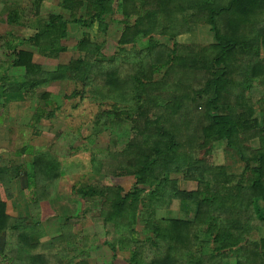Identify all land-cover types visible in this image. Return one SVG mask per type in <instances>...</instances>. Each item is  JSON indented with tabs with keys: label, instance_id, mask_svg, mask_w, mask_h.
<instances>
[{
	"label": "trees",
	"instance_id": "obj_1",
	"mask_svg": "<svg viewBox=\"0 0 264 264\" xmlns=\"http://www.w3.org/2000/svg\"><path fill=\"white\" fill-rule=\"evenodd\" d=\"M43 1L29 0L37 10L34 35L7 44L9 66L22 68L24 75L9 84L0 76V102L24 101L42 86L68 82L74 86L68 99L101 97L99 105L112 106L108 114L130 124V141L101 158L115 163L109 175L133 177L132 189L86 185L75 190L89 204L85 214L99 201L92 219L102 226L112 258L128 253L124 264H223L229 258L235 264H264V235L247 241L253 230L264 229V210L258 206L264 203V95H259L264 93V0H58L68 18L51 13L42 19ZM9 8L2 10L7 23L18 25L23 10ZM114 21L122 32L111 59L104 58L102 44L80 39L74 62L44 71L32 61V52L19 49L29 44L41 56L57 59L64 48L55 42L67 38L69 23L85 29L96 24L106 34ZM198 24L209 27L214 44L197 53L174 41ZM155 36L172 40V47ZM196 75L203 78L200 85ZM40 98L46 104L50 95ZM198 110L206 124L194 127L197 121H189ZM45 115L40 110L37 123ZM183 131L186 135L177 136ZM219 140L243 162L239 175L194 155ZM33 158L29 172L0 159V264H87L89 255L74 254L81 235L70 219L48 244L38 241L45 235L37 219L41 203L54 198L64 173L44 152ZM101 158L93 155L91 163L111 168ZM22 174L26 181L20 184L31 192V216L15 218L6 204L12 182ZM180 182H194L196 189L180 188ZM174 203L189 205L191 218L173 215Z\"/></svg>",
	"mask_w": 264,
	"mask_h": 264
},
{
	"label": "rangeland",
	"instance_id": "obj_2",
	"mask_svg": "<svg viewBox=\"0 0 264 264\" xmlns=\"http://www.w3.org/2000/svg\"><path fill=\"white\" fill-rule=\"evenodd\" d=\"M118 1L115 0V2ZM58 2L57 0H44L42 5L38 7L39 17L47 18L51 13L61 11L66 17L65 13L67 12L58 8ZM30 5L29 0H0V76L2 75L7 78L6 84H9L14 78L17 79V77L24 75L22 68L9 66L11 57H8L6 47L8 42L14 44L22 37L28 39L34 35V28L33 26H28V21H34L35 17L33 13L37 10L34 7L30 8ZM5 7L8 9H11L9 7H16L19 10H23L24 16L19 19L18 25H9L7 23L6 12H2ZM121 32L122 26L117 21L109 25L106 34L96 31V27L91 30L90 34L87 29L85 30L78 25L69 27L67 38L62 39L63 41L58 40L55 42L56 47L64 48L59 53L57 59L41 56L37 52L38 49L29 44L22 45L19 49L32 52V61L44 71H54L59 65H67L75 61L78 57L75 47L80 39L102 44L103 48L101 52L104 58L111 59L118 51L117 43ZM154 39L165 43L168 47H172V40L166 43L165 39H161L160 37L155 36ZM174 41L178 45L189 48L190 51L197 53L215 43L209 27L203 24L192 27L190 32H184L177 36ZM127 48L129 50L132 47L128 46ZM139 49V45H136L135 51ZM158 77L156 76L155 79ZM234 78L236 79L237 77ZM196 79L200 80V82H197L200 85L203 78L196 75ZM174 81L175 79H172L170 82L173 83ZM173 86L176 87V85ZM73 88L74 86L68 82H55L38 88L37 93L34 95L29 94L24 101L11 100L8 103H4L1 100L0 159L9 161L10 165L18 166L22 172H29L33 157L40 152L46 153L54 161L58 162L59 168L64 174L57 181L54 198L51 201L42 202L40 211L37 214L39 221L42 219L46 220L47 215L51 216L49 218L51 219L50 223L45 225L49 227L46 233L49 235H55L57 232L60 233L59 228L61 224L70 219V222L75 226L76 232L78 231L81 235L78 244V249L80 250L74 253L78 259L80 256L79 252H82L89 255L87 264H124L128 253H118L117 258L113 259L110 250L103 245L105 232L102 226L95 224L92 219V217L98 215L100 208L99 201L94 202L89 208V213L85 214L84 209L89 204L86 200L81 199L75 193V190L86 185L120 186L125 192L132 189L135 181L134 178L124 176L113 177L109 175L108 172L112 171L115 163L107 157L105 160L101 157L102 153L106 150L111 153L121 151L133 137L134 133L129 123L119 120V118L117 119L114 117V114H108L112 106L108 103L100 105L97 103L102 101L101 97L95 99L84 98L82 100L79 97L71 100L68 99L67 97L71 94ZM44 92L50 95V98H47L46 104L45 100L40 98V95ZM100 92L102 94L103 91L100 89ZM259 95L262 96L264 93L260 92ZM105 99L107 100V98ZM55 106H58V108L56 109ZM254 107L256 108L255 117L259 120V118H262L260 117L261 111L256 104H254ZM42 109L48 115H45L37 123V114L40 110L43 111ZM103 109L105 110L103 111ZM200 112L202 110L193 112V116L189 121L192 123L197 121L194 127L200 123L203 126L206 124L205 120L200 119ZM177 122L176 125L178 126H181V123H183L181 120ZM196 130V134L200 135V128L198 127ZM177 133V136L181 135L183 137V135H186L184 131L181 134ZM211 143L212 145L207 146L206 153L200 151L196 155L198 151H195L194 155L198 158L204 157V160L210 167H223L226 172L239 175L243 171L244 164L239 161L237 154L230 151L226 147L225 142L221 140L211 141ZM252 145L256 147L259 145V142L256 140L252 142ZM93 155L99 156L104 162L111 163V168L108 169L103 164L98 165L96 163V165H93L91 163ZM25 181V175L22 174L14 182V194L19 189L21 191L26 190L24 186L21 188L20 184V182L23 183ZM187 183H191V185L187 184V190L196 188V183ZM182 184L184 185L185 182H180L179 187H183ZM30 193V191L25 192V197L28 200L31 198ZM19 196V194L16 196V198L18 197L17 201H13L12 199L7 201V213L14 217L20 211L21 215L19 216L23 218L26 216L23 213L26 212L27 217H30L29 202L21 200ZM22 201H26V203ZM263 235V228L253 230L247 236V241H258ZM223 262V264H235V260L233 259L231 261L225 259Z\"/></svg>",
	"mask_w": 264,
	"mask_h": 264
},
{
	"label": "crops",
	"instance_id": "obj_3",
	"mask_svg": "<svg viewBox=\"0 0 264 264\" xmlns=\"http://www.w3.org/2000/svg\"><path fill=\"white\" fill-rule=\"evenodd\" d=\"M58 1V0H57ZM59 3V2H58ZM42 5V4H41ZM59 8V7H58ZM59 9H61V8H59ZM61 11V10H60ZM64 12H66V11H64ZM55 13H61L62 15H64L63 13H62V11L61 12H55ZM68 13V12H67ZM67 13H65V15H66V17L65 18H68V14ZM37 19L38 18H34V21L33 20H31V21H28V26L30 27V26H33V28H34V31H35V29H36V24H37ZM42 19H44V18H42ZM22 23H23V21H22ZM75 25H77V24H75V23H69L68 25H67V32H68V30H69V27H72V26H75ZM79 26V25H78ZM81 27V26H80ZM95 27H96V31H98L97 30V25L95 24L92 28H89V29H87L88 30V32H89V34H90V32H91V30L92 29H95ZM85 29V28H84ZM86 30V29H85ZM31 37V36H30ZM29 37V38H30ZM20 39H22V40H27V38H24V37H22V38H20ZM66 39V38H65ZM63 41V40H62ZM24 45H26L25 43L23 44V46ZM235 175V174H234ZM17 180H14L13 182H12V188H11V191H12V195H14V196H12V200L13 201H17L18 200V197L16 198V196H18V194L20 195L19 197H20V199L21 200H26V201H28L29 202V200L25 197V192H27V190H18V191H16V193L14 194V189H13V187H14V182H16ZM187 184H189V185H191V183H185L184 185H183V187H180V188H183V189H185V190H187L186 189V186H187ZM23 185H21V188H23L22 187ZM196 188L194 187V188H192V189H190V190H187V191H194ZM26 201H22L23 203H26ZM12 202V201H11ZM19 203H20V201H18ZM25 206V205H24ZM258 206L261 208V209H263L264 210V203H259L258 204ZM6 207H7V205H6ZM192 208V207H191ZM8 209V208H7ZM7 212H8V210H7ZM172 212H173V215L175 214L176 216H178V217H180V218H186V217H188V214H189V218H191V211H190V207H189V205H181V204H179V203H174L173 205H172ZM7 214H9V213H7ZM10 216H13V215H11V214H9ZM19 215H21V213H20V211H18V213L14 216L15 218H20L21 216H19ZM23 215H26V216H24V218H26L27 217V214H26V212H24L23 213ZM42 215H43V211H42ZM22 218V217H21ZM49 218H51V216H48L47 215V217H46V220L45 219H42V220H40V222H41V224H42V226L44 227V230H45V235H44V238H42V239H40L39 240V242L41 243V244H43V245H46V244H48L50 241H51V239L52 238H54V237H56V236H58L59 235V232H57V234H55V235H49V234H47L46 232H47V229L49 228V227H47V226H45L47 223H50V221H51V219H49ZM42 240V241H41ZM229 260L231 261L232 259L231 258H229Z\"/></svg>",
	"mask_w": 264,
	"mask_h": 264
}]
</instances>
